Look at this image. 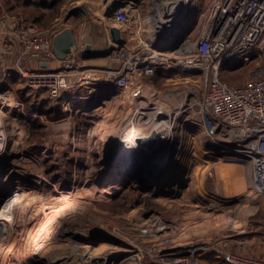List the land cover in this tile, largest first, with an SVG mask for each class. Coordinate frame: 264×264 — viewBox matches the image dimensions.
I'll return each mask as SVG.
<instances>
[{"label":"rangeland","instance_id":"obj_1","mask_svg":"<svg viewBox=\"0 0 264 264\" xmlns=\"http://www.w3.org/2000/svg\"><path fill=\"white\" fill-rule=\"evenodd\" d=\"M147 2L141 0L143 7L137 11L141 29H134L129 39L151 33L146 17L155 14L147 12ZM45 4L0 0V18L17 15L50 34L73 25L80 43L99 44L103 52L115 45L106 43L104 34L114 24L105 15L109 0ZM87 28L90 33L85 34ZM5 31L0 28V116L8 128L0 136V145L6 147L0 146V209L15 191L21 195L14 224L0 220L5 228L0 234V264H50L76 251L107 258L95 264H174L182 255L207 264L206 253L223 259L236 251L231 246L242 228L264 230V195L254 190L251 163L217 150L206 138L205 127L202 138L192 119L200 117V73H185L171 83L155 74L143 82L141 88L155 90L165 111L148 109L138 128L164 129L167 137L152 165L161 162L162 170L169 169L161 178L141 179L132 171L133 161L128 166L116 163L121 149L115 151L128 113L139 105L135 95L141 88L125 92L98 83L92 93L82 87L57 103L16 70L18 49L9 44ZM90 62L93 65L85 69L93 72L121 64L111 54ZM239 65L223 67L221 77L245 82L251 66Z\"/></svg>","mask_w":264,"mask_h":264},{"label":"built area","instance_id":"obj_2","mask_svg":"<svg viewBox=\"0 0 264 264\" xmlns=\"http://www.w3.org/2000/svg\"><path fill=\"white\" fill-rule=\"evenodd\" d=\"M115 2L111 4L114 24L123 30L141 29L137 13L143 7L141 0H130L118 8L114 7ZM146 6L149 14L156 16L160 12L165 20L155 22L154 27L149 24L148 37L115 45L111 56L121 61L118 67L94 72L80 66L75 51L66 59L57 58L54 34L35 23L5 14L0 18V28L6 30L9 44L18 49L16 70L29 79L31 87L47 90L57 103H64L67 93L73 94L82 87L92 93L98 83L127 92L141 88L144 78L158 72H174L166 78L168 83L183 78L185 73H200L204 89L196 113L205 127L206 138L217 150L251 163L254 190L264 195V0H148ZM178 26L179 34L166 43V32ZM166 45L168 50L161 49ZM45 61L50 62V68L40 66ZM54 62L61 66H53ZM228 63L240 64L239 68L251 66L250 78L241 84L222 79L221 70ZM145 89L143 86L135 95L139 105L128 113L126 126L120 130L121 148L130 127L140 125L139 120L154 107L143 105L148 102L147 94L154 95L155 91ZM153 130L142 128L146 132ZM223 259L229 264H264V259L238 253H226ZM174 264L201 263L190 255H182Z\"/></svg>","mask_w":264,"mask_h":264},{"label":"water","instance_id":"obj_3","mask_svg":"<svg viewBox=\"0 0 264 264\" xmlns=\"http://www.w3.org/2000/svg\"><path fill=\"white\" fill-rule=\"evenodd\" d=\"M134 2H139V0H132ZM126 5L125 1H116L114 4L115 8ZM114 8H110L106 11V16L111 18L113 16ZM110 36L115 45H122L124 43L123 32L124 30L115 24H111L108 26ZM112 46L110 51H94V47L92 44H87L82 49V56L84 58H94L99 56L110 55L111 51L115 47ZM175 48V45L172 46ZM80 44L76 38L74 30L72 28H66L59 32L54 37V53L57 58L63 60L66 59L73 51H79ZM40 66L44 69L50 68V62H41ZM84 68V67H83ZM119 142L115 140V151L119 149ZM126 147L121 148V153H126L131 156L132 161L134 162V166L132 171L137 174L138 178L144 179L148 178H161L165 175L169 169V165L165 169H160L159 165H152L154 163V156L160 153L161 147V136L157 129H154L152 132L142 131L141 134L137 135L135 138L131 140L124 141ZM112 146V145H111ZM109 153V151H108ZM109 159H112V156H109ZM131 170V169H130ZM127 264H139L137 261H130Z\"/></svg>","mask_w":264,"mask_h":264},{"label":"bare ground","instance_id":"obj_4","mask_svg":"<svg viewBox=\"0 0 264 264\" xmlns=\"http://www.w3.org/2000/svg\"><path fill=\"white\" fill-rule=\"evenodd\" d=\"M114 1L115 0L110 1L109 4H112V2H114ZM135 3H137V2H135ZM110 8H111V5H109V8H107V10L110 9ZM147 19H148V23L149 24H152V27H154V25H155L154 23L155 22H160V21H164L165 20V19H162L161 18L160 12H158V14L156 16L155 15L154 16L149 15V17ZM182 21H183V19H182ZM180 31H181V27H179V26L176 27L175 29H171V30L167 31L166 32V43L167 42L169 43V41H171L173 38H175L179 34ZM162 39H164V38H162ZM146 97H147V101H148L147 104H146L147 106L150 105L151 107H153L155 105L154 107L155 108H158V110H161V112H164L165 111L164 108H162V107L159 106L158 103H160V102L157 101L158 98H156L153 94L148 93ZM152 102H154V103H152ZM143 124L144 123H142L141 125H143ZM138 126L137 125H132L130 127V129L128 130V132L126 134L127 140H131L132 138H135L137 135L141 134L142 130L140 128H138ZM157 129L161 133V142H164L165 139H166V137H167L166 132H164V129H163V131H161L162 130L161 127H160V129H159V127ZM3 130H5L7 132L8 131V128L5 125L4 120H2L1 119V116H0V136H1V132ZM0 146H3V148L6 149L5 145H0ZM121 146H122V144L119 145V148H118L119 150L121 149ZM123 147H126L125 142H123ZM14 151H15V149H14ZM117 158H118L117 159L118 161L116 163H120L122 165L130 164L131 161H132L131 156H129L126 153H121L120 152V154L118 155ZM159 164H160L159 165V168L162 169L163 166H161V162H159ZM20 195L21 194H20L19 191H15L12 194V196L7 200V202L2 206V208L0 209V220H3V219L4 220H9L12 225L14 224V221L12 220V215L14 214V212H16L15 209L18 206L17 204L19 202ZM11 224L8 227H11L12 226ZM159 224H161V223L159 222ZM4 231H5L4 225L0 224V234H3ZM93 252L92 251L91 252L90 251L89 252H85V251H83V252L82 251L70 252V253L64 254L62 256H59L56 260L53 259L54 261H52V262L50 261V264L51 263H53V264H59V263H61V264H70V263H73V261H76L78 259L81 260V264H83V263L84 264H88L90 261L92 262L90 264H93V263L94 264L95 263H105L106 262V260H107L106 257H101L100 255H96Z\"/></svg>","mask_w":264,"mask_h":264},{"label":"crops","instance_id":"obj_5","mask_svg":"<svg viewBox=\"0 0 264 264\" xmlns=\"http://www.w3.org/2000/svg\"><path fill=\"white\" fill-rule=\"evenodd\" d=\"M110 1H113V0H109V3H110ZM115 1H125L126 3L130 2V0H115ZM112 4H113V2H112ZM66 28H72L74 30L76 38L79 42L78 31L73 25H68L65 28L58 30L57 32L54 33V37L59 32H61L62 30L66 29ZM134 29H136V28L133 27V28H125L124 29V32H123L124 41H126L127 39L130 38L131 35H133L132 33H133ZM103 32H105V29H103ZM135 32L136 33L138 32L142 36L144 35L141 32H139L138 30H135ZM84 33L85 34L90 33L88 31V28L84 30ZM104 34L106 35V38H107L106 43H109V41H110L113 44H115L111 39L110 32H107ZM150 34H151L150 32H149V34L146 33V35H150ZM135 35H137V34H135ZM79 44H80V50L75 51V52H77V55L79 56L80 66L84 67V68L87 67V65H93V63H91L90 61L92 59L96 58V57L84 58L82 56V49L85 45L92 44L94 47V51H103L104 50L103 47L98 48L99 44L88 43L85 41H83L81 43L79 42ZM54 64H55V62H54ZM47 94H48V92H47ZM67 94H71V93H67ZM73 94H75V93H73ZM80 98H82V97L78 96L76 99H80ZM192 119H193V121H196V127L199 128L198 132H199V134H201V137L204 138V125H203V122L201 120V117H194ZM116 140H118V137ZM236 235H237L236 245L231 246L236 251H230V252L264 259V230H251V229L248 230V227H247V228H242L241 230H239V232L236 233ZM204 260L207 262V264L208 263L209 264H229V263L225 262L224 259L220 258L219 255L213 256V253L204 254Z\"/></svg>","mask_w":264,"mask_h":264},{"label":"trees","instance_id":"obj_6","mask_svg":"<svg viewBox=\"0 0 264 264\" xmlns=\"http://www.w3.org/2000/svg\"><path fill=\"white\" fill-rule=\"evenodd\" d=\"M46 3V0H44V5H46L45 4ZM48 6H49V4H47ZM225 69H232V67H230L229 66V63L228 64H226L225 66H224V68H223V70H225ZM173 71H171V70H166V71H163V72H158L157 74H161L162 76H164L165 78H168V77H170V76H172L173 75ZM153 76V75H152ZM147 78V77H146ZM146 78H144V81H145V79ZM222 79H224L223 77H222ZM225 80V79H224ZM84 107L85 105L84 104H81V107ZM264 220V219H263Z\"/></svg>","mask_w":264,"mask_h":264}]
</instances>
